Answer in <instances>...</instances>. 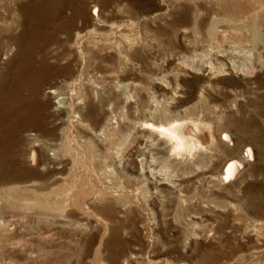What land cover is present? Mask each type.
Instances as JSON below:
<instances>
[{
  "label": "rangeland",
  "instance_id": "374dc122",
  "mask_svg": "<svg viewBox=\"0 0 264 264\" xmlns=\"http://www.w3.org/2000/svg\"><path fill=\"white\" fill-rule=\"evenodd\" d=\"M184 11L200 33L172 23ZM214 19L242 34L208 35ZM238 40L251 64L206 87L183 71L184 55ZM263 64L264 0H0V264H110L118 249V264H264ZM150 96L164 115L147 117ZM169 116L232 141L215 138L217 158L200 152L198 166L163 160L136 121ZM244 144L255 159L221 182ZM151 155L176 186L141 171Z\"/></svg>",
  "mask_w": 264,
  "mask_h": 264
},
{
  "label": "bare ground",
  "instance_id": "6f19581e",
  "mask_svg": "<svg viewBox=\"0 0 264 264\" xmlns=\"http://www.w3.org/2000/svg\"><path fill=\"white\" fill-rule=\"evenodd\" d=\"M233 1V0H231ZM188 16H186V11H184L181 15H179L176 19H173L172 23L173 24H182V25H186V24H189L188 22ZM197 18L194 17L192 19V21L190 22V27L192 29L193 32L195 33H200V30L202 29V25H199L198 21L196 20ZM225 21H228V22H232L234 21L233 19L231 18H227V19H224ZM255 27L253 25H250V29H249V32H250V37L252 39V41L254 40H258L261 38V36L255 31L254 29ZM199 29V30H198ZM206 30L207 34L210 35L211 33H214L216 34V32H219V31H222L223 32V35L227 36L229 35H234V37L236 36L235 34H242L240 31H237V30H233V29H223V30H220L216 27V19L214 20H211L210 22V25L208 26V28L204 29ZM219 35V34H218ZM217 35V36H218ZM238 35V36H239ZM8 37L5 36V39H10V36L9 34H7ZM216 36V35H215ZM225 36V37H226ZM237 36V37H238ZM248 36V35H247ZM214 37V36H213ZM224 37V39H225ZM217 38V37H216ZM236 38V37H235ZM241 38V37H239ZM248 38V37H247ZM246 38V39H247ZM230 39V38H229ZM244 39V38H243ZM124 40V39H123ZM228 40V39H227ZM235 40V39H234ZM249 40V39H248ZM212 41V40H211ZM128 42V41H127ZM213 42V41H212ZM216 42V40H215ZM241 41L238 40L236 41V43H232L230 42L229 45L227 46V48H223V49H214V50H210V58L211 60H197L200 58V56H202L203 53L201 52H196L194 51L193 53L190 54V56H187V55H184V57L182 58L181 60V63L185 66V68L183 69V71H186L185 73L187 72H197L199 74H202L204 76H207L209 75V78L208 80H205V83L203 87H206L208 86L210 83V79L212 78H215L217 76H220V75H228L229 73L231 72H235L239 69H242V67L244 66L243 64L244 63H250L251 64V56L247 53V50L244 49V46L240 43ZM247 42V41H246ZM250 42V41H249ZM243 43V42H242ZM127 44V47H131L130 46V43H126ZM125 44V45H126ZM245 44V43H244ZM216 45V44H215ZM247 45V44H246ZM249 45V44H248ZM126 47V46H125ZM214 47V46H213ZM220 47V46H218ZM95 48V47H94ZM212 48V47H211ZM127 49V48H126ZM250 49V48H249ZM204 50V49H203ZM206 51V50H205ZM92 52V51H91ZM250 52V51H249ZM205 54V53H204ZM207 55V54H206ZM252 55V54H251ZM124 56V55H122ZM205 56V55H204ZM239 56L242 57V61L237 59ZM206 57V56H205ZM132 58V57H131ZM136 57L133 58V60L135 59ZM240 58V57H239ZM137 59H139L137 57ZM254 60V59H253ZM259 60V59H258ZM99 62V61H98ZM260 62V61H259ZM259 62H257L258 64H260ZM256 63V64H257ZM42 64V63H41ZM127 65V64H126ZM264 65V64H263ZM111 66V65H110ZM250 66V65H249ZM262 66V65H261ZM252 67V66H251ZM111 68V67H110ZM245 69V68H244ZM243 69V70H244ZM262 69V68H260ZM111 71V70H110ZM114 71V70H113ZM119 72V71H118ZM241 72V71H240ZM110 74V73H109ZM113 74V73H112ZM46 76V75H45ZM113 77V76H111ZM159 79V78H157ZM155 80V78H154ZM121 81V80H120ZM119 82V81H118ZM158 82V81H156ZM133 85V84H132ZM164 85V84H163ZM131 86L130 82H127L124 80L122 82H120L118 84V87L120 89L123 90V100H122V104H124L125 102L128 101V98L131 97L130 94L127 92L129 87ZM134 86V85H133ZM35 87V86H34ZM165 87V86H164ZM116 88V87H115ZM209 88V87H208ZM117 89V88H116ZM179 89V88H178ZM180 90V89H179ZM176 93H178V90H174V92H171V94L173 96H176ZM200 94H198V97L199 99L197 101L198 104H204L205 102H209L208 99H206L208 96L207 94L204 92H199ZM155 95V94H154ZM178 95V94H177ZM88 97V96H87ZM168 97V96H167ZM133 98V97H132ZM171 98V97H169ZM59 99V98H58ZM161 100V99H160ZM206 100V101H205ZM164 101V100H163ZM168 101V99H167ZM234 101V100H233ZM160 102H157L154 98V96H150L149 97V100H148V107L144 108L143 111L147 113V117L151 118L150 116L155 113V112H159L160 114H165V111L164 109L162 108V106H160L159 104ZM163 103V102H162ZM165 103V102H164ZM90 104V103H89ZM199 105V106H200ZM207 105V104H205ZM224 105V104H223ZM198 106V105H197ZM205 107V106H204ZM202 108V107H201ZM187 109V108H186ZM195 109V108H194ZM4 110L9 113V110L10 112L13 111L12 109L9 108V106L7 104L4 105ZM202 112V111H201ZM193 113V112H192ZM200 113V112H199ZM197 114V113H195ZM198 116V114H197ZM186 119H192V120H195L197 123H199L200 125H202V128H201V132L202 134L199 136V141L202 145V150L197 152V154L192 158V159H184V160H178L180 163L182 162H192L193 165H196L198 166L200 163L198 162V158H199V155H200V152L205 156L207 155V157H209V159L211 160H215L217 158H215V154L213 153V149H211V145L213 144V142L215 141V138H218V141L220 143H224V140L226 141V139H224L222 137L223 136H227V141H232L231 138H230V134L228 135V132H226L225 130L224 131H220L219 135L217 136L216 134V130L214 131L211 127V125H209L210 123H207V122H204V118H199V117H182V118H174V117H164V119H157V123H153V122H149V121H146V120H138L136 121V124L139 125V127L141 128V130L144 132V136H145V142H144V151H147V150H152L153 149V152L155 155H160V157L163 159V155H167L168 157H170L168 155V152H167V149L163 147L162 143H158L155 147L152 146V142L156 140V136L153 132H151L150 130L146 129L144 127V125L146 124H159V123H162V122H167V121H172V120H175V121H182V120H186ZM150 120V119H149ZM153 121V120H152ZM210 122V121H209ZM220 128V127H219ZM219 132V131H217ZM217 136V137H216ZM233 138V137H232ZM223 141V142H222ZM218 144V143H217ZM216 144V145H217ZM234 144V143H233ZM214 145V144H213ZM230 145V144H229ZM232 145V144H231ZM220 146V145H219ZM233 147V146H232ZM218 148V147H217ZM235 148H236V144H235ZM234 148V150H235ZM164 150V152H162V150ZM215 152V151H214ZM240 155L239 156H232L230 157L229 159L227 158L222 167L220 168L219 170V180L221 182H224V181H227L228 179H233L234 177H239L243 174V171L245 170V168L247 167V165L249 164V160H254L255 159V153L254 151L252 150L251 146L250 145H242L241 148H240ZM249 153L251 154L250 157H249ZM33 155V153H32ZM217 155V154H216ZM33 157V156H32ZM155 156L154 155H151L150 156V159L149 160H145V158H142V167L143 169H141V171H147L148 173L150 172V176H155V175H158L159 172H162L163 174V178H162V181L165 180V181H168L170 183V185L172 187L176 186V184L174 182H172L169 178L171 172H168L164 169H157V168H154L153 167V162L155 160ZM164 160V159H163ZM220 163V162H219ZM229 165H232V175L229 176ZM1 166V165H0ZM3 166V165H2ZM2 166L0 167V174L1 172L4 173V175L7 174L6 170H4L2 168ZM165 167V166H164ZM225 177H228L227 179H225ZM243 177V176H242ZM260 221H254L253 223V226L254 227H259L260 226ZM119 252L120 250H116L114 252L111 253V255L109 256V263L110 264H118L117 261H118V258H119ZM214 256V255H212ZM211 256V257H212ZM218 257V256H217ZM216 257V258H217ZM215 259V258H214ZM213 259V260H214ZM206 261V260H205ZM216 261V260H215ZM218 261V260H217ZM208 262V261H207ZM206 262V263H207ZM208 264H216L214 261H210Z\"/></svg>",
  "mask_w": 264,
  "mask_h": 264
},
{
  "label": "clouds",
  "instance_id": "9594fccd",
  "mask_svg": "<svg viewBox=\"0 0 264 264\" xmlns=\"http://www.w3.org/2000/svg\"><path fill=\"white\" fill-rule=\"evenodd\" d=\"M144 127L156 136V140L152 142L155 147L158 143H162L167 149L168 155L177 160L192 159L197 152L202 150L199 136L202 134V125L195 120L186 119L182 121H167L159 124H146ZM227 139V136H225ZM249 153V157H250ZM45 168L41 165V171ZM232 175V165H229V176ZM228 177H225L227 179Z\"/></svg>",
  "mask_w": 264,
  "mask_h": 264
}]
</instances>
